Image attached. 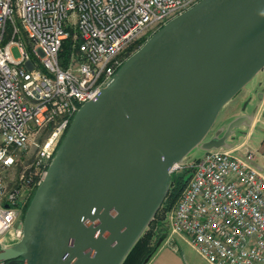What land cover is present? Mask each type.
<instances>
[{
	"label": "water",
	"instance_id": "95a60500",
	"mask_svg": "<svg viewBox=\"0 0 264 264\" xmlns=\"http://www.w3.org/2000/svg\"><path fill=\"white\" fill-rule=\"evenodd\" d=\"M264 68V0H199L130 53L75 112L0 264H121L161 206L170 168Z\"/></svg>",
	"mask_w": 264,
	"mask_h": 264
},
{
	"label": "built area",
	"instance_id": "2783aa9c",
	"mask_svg": "<svg viewBox=\"0 0 264 264\" xmlns=\"http://www.w3.org/2000/svg\"><path fill=\"white\" fill-rule=\"evenodd\" d=\"M198 1L0 0V248L11 229L21 237L15 222L78 108L96 97L134 42ZM29 145L38 148L34 166L7 189L5 174ZM257 158L264 159V139L258 147L244 141L203 150L169 212L164 243L182 236L209 264H264Z\"/></svg>",
	"mask_w": 264,
	"mask_h": 264
},
{
	"label": "rangeland",
	"instance_id": "374dc122",
	"mask_svg": "<svg viewBox=\"0 0 264 264\" xmlns=\"http://www.w3.org/2000/svg\"><path fill=\"white\" fill-rule=\"evenodd\" d=\"M140 40L134 42L130 46V48H129V51H131L130 53H132L135 49H137L145 41V38H143L141 41ZM12 54L14 57L18 56V52H17L16 48H12ZM262 71H264V69H262ZM261 75H262V73L256 74L255 77L253 78V80L254 81L257 80L259 78V76H261ZM229 111H230V109H229L228 105L224 106L220 110V112L218 113L212 127L207 132L204 140L214 136L216 131L219 129H222V131L220 132L219 135H221L224 132V130L227 127V124L229 123V121L232 117L230 115L231 113ZM252 121H253V117L250 118V122H252ZM45 135L38 137L36 139V142L38 144H42L45 140ZM263 139H264V112L260 114L259 120L257 121L256 126H255V129L250 134V137H249L250 144H251L250 146L258 147L260 142ZM37 151H38V148L34 145H31V146L29 145L25 149L19 150L18 162L16 163V165L14 166V168L10 172L5 174V183H6L7 189H10L12 186H14L16 184L17 178L20 174L28 173V171L33 168L35 160H36V156H37ZM202 152H203V148L201 147V145H197L196 147H194L182 159V167L175 170L174 173L175 174H182L184 178H187L188 174H189V170L187 171L186 168H188L190 166V164L193 162V160L198 155H200ZM256 163L261 168H263V172H264V159L263 158H257ZM177 199H176L175 203L173 204V206L168 211L165 212V215L163 218V223H162L163 224L162 228L164 229V231H163L164 234H163L162 238L155 240L156 236L152 235V238L150 239V243H149L152 247L155 245V246H158L157 248H159L162 245V243L164 242V240L166 239V237L169 235L168 215H169V212L172 210V208L175 206ZM163 204H164V201L162 202L160 208L163 207ZM24 212L22 211V214L19 216V218L15 222V225H14L15 227L22 224ZM145 228H147V226ZM3 237H6L7 239L5 240V239H3ZM3 237H2V239H3L2 244L4 246H2V247L9 246L16 241L13 238V229H11ZM182 247H183V251L186 254V257L191 262H194L195 264H207V262L195 250L191 249L189 246H187L185 244H183Z\"/></svg>",
	"mask_w": 264,
	"mask_h": 264
},
{
	"label": "crops",
	"instance_id": "0c3cea01",
	"mask_svg": "<svg viewBox=\"0 0 264 264\" xmlns=\"http://www.w3.org/2000/svg\"><path fill=\"white\" fill-rule=\"evenodd\" d=\"M258 73H262V75L255 81L253 80L254 76L252 80L224 105H228L230 109L229 112L232 116L230 121L241 115L253 117L252 122L242 123L232 128L226 140L229 146H236L244 141L251 145L249 140L250 134L255 129L260 114L264 112V71L260 70ZM6 237H3V239L6 240ZM172 244L173 246L163 242L153 255L145 258L144 264H195L186 257L183 251V244L194 250L184 237L175 236Z\"/></svg>",
	"mask_w": 264,
	"mask_h": 264
},
{
	"label": "trees",
	"instance_id": "16d2710c",
	"mask_svg": "<svg viewBox=\"0 0 264 264\" xmlns=\"http://www.w3.org/2000/svg\"><path fill=\"white\" fill-rule=\"evenodd\" d=\"M186 170L187 171L189 170V174L187 178H184L182 174H175L174 172L170 173L167 193L163 200L164 201L163 207L162 208L159 207L158 210L155 212L153 218L147 224V228H144V230L137 238V240L135 241V243L127 253V255L124 257L121 264H144L145 258L153 255V253L158 249L157 248L158 246L154 245L152 247L149 244L150 239L152 238V235L156 236L155 240L162 238L164 234L162 223L165 212L168 211L173 206L182 188L184 187L185 183L187 182V180L191 175V168L188 167L186 168ZM31 196L29 197L28 201L25 203L23 212L25 211Z\"/></svg>",
	"mask_w": 264,
	"mask_h": 264
}]
</instances>
